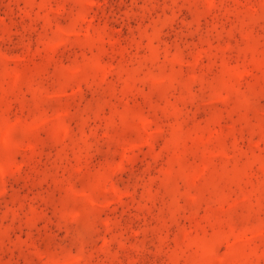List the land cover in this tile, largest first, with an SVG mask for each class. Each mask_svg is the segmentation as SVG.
Segmentation results:
<instances>
[{"label":"rangeland","instance_id":"1","mask_svg":"<svg viewBox=\"0 0 264 264\" xmlns=\"http://www.w3.org/2000/svg\"><path fill=\"white\" fill-rule=\"evenodd\" d=\"M0 264H264V0H0Z\"/></svg>","mask_w":264,"mask_h":264}]
</instances>
